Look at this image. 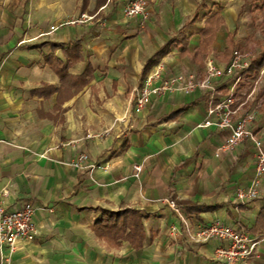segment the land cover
Masks as SVG:
<instances>
[{
	"label": "crops",
	"instance_id": "0c3cea01",
	"mask_svg": "<svg viewBox=\"0 0 264 264\" xmlns=\"http://www.w3.org/2000/svg\"><path fill=\"white\" fill-rule=\"evenodd\" d=\"M147 1L145 16L126 20L123 0H0V191L5 208L34 206L37 231L9 264H225L215 259L225 242L170 234L182 224L165 200L192 232L219 221L257 239L249 264H264V176L256 200L235 202L254 178L255 148L244 140L218 152L228 131L198 127L232 80L214 82L212 95L171 92L134 106L160 64L164 77L202 76L234 50L259 63L264 46L249 42L233 0ZM262 68L243 74L235 109L255 112L264 148ZM81 154L96 168H74Z\"/></svg>",
	"mask_w": 264,
	"mask_h": 264
},
{
	"label": "built area",
	"instance_id": "2783aa9c",
	"mask_svg": "<svg viewBox=\"0 0 264 264\" xmlns=\"http://www.w3.org/2000/svg\"><path fill=\"white\" fill-rule=\"evenodd\" d=\"M147 4V0H123L122 15L126 20L145 16ZM87 19V16L81 15L79 19L66 24L74 25ZM55 29L56 27H51L50 31ZM250 64L251 56L239 50L232 52L230 62L224 67L216 66L211 60L207 61L202 76L189 74L164 77L163 67L160 64L148 76L143 87L134 91V106L138 113L150 103L154 96H162L171 92L190 94L195 90H201L212 95L215 93L214 82L223 78L232 80V85L225 99L210 106L207 120L198 127H215L218 130L228 131L229 135L222 146L218 148V152L230 151L244 140L253 144L255 148V175L249 187L240 188L236 191L235 202L237 204L250 203L260 196V185L264 176L263 144L251 129L255 121V112L245 111L237 114L235 109L236 91L244 81L243 74L249 71ZM262 75H264V69L260 72V76ZM39 157L44 158L45 154ZM84 165H87L91 170L96 168L95 165L89 163L88 156L85 154L78 156L72 163V166L77 169ZM141 170V164L133 166L134 179L139 178ZM8 193L7 189L0 191V264H9L8 255L13 254L22 243L32 240L37 235L34 224L36 211L34 206L31 203H23L17 209L5 208L3 198L8 196ZM164 203L182 224V230L172 226L170 234L190 236L191 240L197 243L214 239L225 242L227 244L225 247H220L215 251V259L225 264H249L255 257L259 242L246 232L219 221L199 226L192 232L182 210L172 201L165 200Z\"/></svg>",
	"mask_w": 264,
	"mask_h": 264
},
{
	"label": "rangeland",
	"instance_id": "374dc122",
	"mask_svg": "<svg viewBox=\"0 0 264 264\" xmlns=\"http://www.w3.org/2000/svg\"><path fill=\"white\" fill-rule=\"evenodd\" d=\"M261 2L262 0H233L232 2L237 8V14L242 10L238 15L239 20L249 18V42L256 43L259 48L264 46V10L257 7V4ZM243 9H247V12Z\"/></svg>",
	"mask_w": 264,
	"mask_h": 264
},
{
	"label": "trees",
	"instance_id": "16d2710c",
	"mask_svg": "<svg viewBox=\"0 0 264 264\" xmlns=\"http://www.w3.org/2000/svg\"><path fill=\"white\" fill-rule=\"evenodd\" d=\"M257 7L260 9V10H264V0H262V2H261V4H257ZM264 64V55L262 56V59H261V62H251V64H250V68H249V70H255V69H258V68H260L262 65ZM135 216H137V217H139L138 216V214L136 215L135 214ZM137 217H136V219H135V217L134 216H132V218H131V221H130V225L133 227V228H135V230H138V231H142L141 229V225L139 224V220L137 219ZM132 232H130L128 235L129 236H132V234H131Z\"/></svg>",
	"mask_w": 264,
	"mask_h": 264
}]
</instances>
